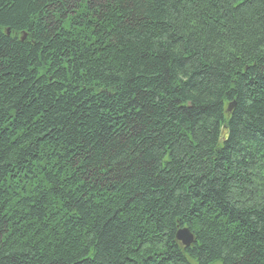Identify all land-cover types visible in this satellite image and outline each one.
Here are the masks:
<instances>
[{"label": "trees", "instance_id": "1", "mask_svg": "<svg viewBox=\"0 0 264 264\" xmlns=\"http://www.w3.org/2000/svg\"><path fill=\"white\" fill-rule=\"evenodd\" d=\"M0 264H264V0H0Z\"/></svg>", "mask_w": 264, "mask_h": 264}, {"label": "water", "instance_id": "2", "mask_svg": "<svg viewBox=\"0 0 264 264\" xmlns=\"http://www.w3.org/2000/svg\"><path fill=\"white\" fill-rule=\"evenodd\" d=\"M232 105H233L232 103H229V105L227 106V110H226L227 112H229L231 110ZM222 133L225 134V127L222 128ZM175 237L184 246L190 245L192 243V240H193V236H192L191 232L186 227L178 229Z\"/></svg>", "mask_w": 264, "mask_h": 264}]
</instances>
